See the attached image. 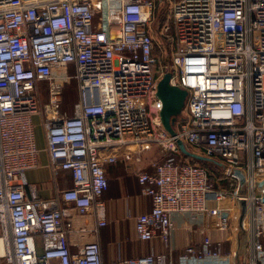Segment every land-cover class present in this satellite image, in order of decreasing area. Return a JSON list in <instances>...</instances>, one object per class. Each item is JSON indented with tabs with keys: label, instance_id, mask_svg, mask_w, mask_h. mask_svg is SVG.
<instances>
[{
	"label": "built area",
	"instance_id": "1",
	"mask_svg": "<svg viewBox=\"0 0 264 264\" xmlns=\"http://www.w3.org/2000/svg\"><path fill=\"white\" fill-rule=\"evenodd\" d=\"M163 2L172 6L157 28L169 54L160 63L159 0H0V264H236L232 252L209 242L104 261L105 150L157 146L168 156L182 153L179 139L223 167L220 181L245 171L246 191L216 189L200 163L161 160L154 171L138 172L152 198V210L137 216L138 238L168 244L179 216L186 232L202 231L212 210L230 212L235 225V204L245 198L250 246L242 264H264V189L257 184L264 176V0ZM71 65L79 99L69 114L62 107ZM166 73L188 90L174 136L152 110L142 111L161 102ZM42 111L51 167L73 179L49 199L26 175L38 166L33 116Z\"/></svg>",
	"mask_w": 264,
	"mask_h": 264
},
{
	"label": "crops",
	"instance_id": "2",
	"mask_svg": "<svg viewBox=\"0 0 264 264\" xmlns=\"http://www.w3.org/2000/svg\"><path fill=\"white\" fill-rule=\"evenodd\" d=\"M46 99L43 93V105L48 102V96ZM33 120L41 152L38 166L27 171V179L29 184L37 186L39 197L54 198L59 191L73 186L72 175L65 170H60L58 174H55L51 167L47 151L44 112L35 114ZM154 124L159 126V122L154 121ZM127 137L130 139L132 135ZM104 156L106 157L105 168L109 179V188L103 195L108 224L100 228L99 237L105 262L151 252L162 253L167 250L177 254L189 243H194L199 247L205 242H209L213 246L220 245L225 251L232 252L236 264L243 263L249 258L250 232L245 226L247 242L244 245L238 228L240 202L235 204V225L231 223L230 212L212 210L207 213L203 221L204 229L202 231L186 232L180 225L182 218L179 216V226L172 232L168 244H164L160 238L150 241L140 240L136 231L137 216L152 210V198L145 193L144 186L139 182L138 172L154 171L156 164L169 155L164 156L157 146L141 153L135 145L126 144L105 150ZM230 181L231 191L240 188L239 177L235 178V181ZM26 190L30 195V188L27 187ZM209 199L211 208L215 207L217 202L214 194H211ZM90 220L92 219L90 218Z\"/></svg>",
	"mask_w": 264,
	"mask_h": 264
},
{
	"label": "water",
	"instance_id": "3",
	"mask_svg": "<svg viewBox=\"0 0 264 264\" xmlns=\"http://www.w3.org/2000/svg\"><path fill=\"white\" fill-rule=\"evenodd\" d=\"M171 74L166 73L160 80L158 85L157 96L162 101V109L160 111V118L163 127L171 134L176 135V126L184 112L188 90L171 84ZM181 151L188 157L204 160L214 161V159L203 156L197 152L188 149L183 140H178ZM233 174L240 179V192L246 191V173L243 170L235 169ZM258 188L264 189V176L258 181ZM240 216H239V233L241 234L242 244L247 242V229L244 222L248 214V202L245 198L240 199ZM237 264H242L238 262Z\"/></svg>",
	"mask_w": 264,
	"mask_h": 264
},
{
	"label": "rangeland",
	"instance_id": "4",
	"mask_svg": "<svg viewBox=\"0 0 264 264\" xmlns=\"http://www.w3.org/2000/svg\"><path fill=\"white\" fill-rule=\"evenodd\" d=\"M171 6H172V3L171 4H169V3L167 4V3H164L163 0H159V5H158V8L156 9L158 11L156 13V19H155V23H154V31H155V36H156V39H157L156 53H157V56L162 58L160 63H164L165 59L168 58V57L166 58L164 56H169V54L166 55V50L164 48L163 39H162V36L157 32L158 31L157 28H158L160 22H162L160 16L163 15V11L167 15V13L170 10ZM158 66H159V62L156 65V67H158ZM70 74H71L70 75L71 76L70 80L66 83V86H65L64 103H63V106L65 107L63 110L65 112L69 113V114L73 113L74 104L79 99V96H78V82H77V79L75 78L76 70L73 67V65H71V67H70ZM43 93H44V96H45V99H46L47 96H48V91H47L45 85H43ZM158 102L159 101H155L154 100V104H152V106H150L149 104H145L143 106V108L142 107L141 108H142L143 112L152 110L154 112L153 118L155 117V119L158 120L161 123V121H160V111L158 109H159V106H161L162 104H161V102H159V103ZM158 104H159V106H158ZM182 154L185 155L183 152H182ZM185 157L188 160H190V161H198L199 163H203V164L207 163L208 164V162H203V161L188 157L186 155H185ZM209 164L213 165L211 162H209ZM210 165H208V166H210ZM211 168H210V170H211ZM220 168H221V171L222 170L224 171V169L221 166H220Z\"/></svg>",
	"mask_w": 264,
	"mask_h": 264
},
{
	"label": "trees",
	"instance_id": "5",
	"mask_svg": "<svg viewBox=\"0 0 264 264\" xmlns=\"http://www.w3.org/2000/svg\"><path fill=\"white\" fill-rule=\"evenodd\" d=\"M157 11L158 10H156V13H157ZM160 18H161L162 21L165 19L164 11H163V15H161ZM166 158H168L170 160L178 161V162H183L185 160H188L185 157V155H183L182 153H176V152L170 153V155L168 157H166ZM165 159H163V160H165ZM200 161L208 162V164L207 163H204V164L200 163V164L205 165V166L210 165L209 162H211L213 164V165H210L213 169L210 166H208V167L211 168L210 180L214 183L215 188L219 189L220 187H225V188H228L229 190H231V188H230L231 181H230L229 178H224V180H222V181H220L218 179V178H221L222 176H224V172H223V170L221 171V168H220L221 165L218 162H216V161H204V160H200ZM192 162L199 163L198 161H192Z\"/></svg>",
	"mask_w": 264,
	"mask_h": 264
},
{
	"label": "bare ground",
	"instance_id": "6",
	"mask_svg": "<svg viewBox=\"0 0 264 264\" xmlns=\"http://www.w3.org/2000/svg\"><path fill=\"white\" fill-rule=\"evenodd\" d=\"M161 104H162V101H161ZM162 106V105H161Z\"/></svg>",
	"mask_w": 264,
	"mask_h": 264
}]
</instances>
